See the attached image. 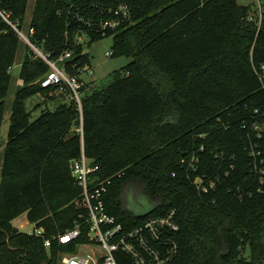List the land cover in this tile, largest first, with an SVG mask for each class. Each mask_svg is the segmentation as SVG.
<instances>
[{
    "label": "trees",
    "instance_id": "trees-1",
    "mask_svg": "<svg viewBox=\"0 0 264 264\" xmlns=\"http://www.w3.org/2000/svg\"><path fill=\"white\" fill-rule=\"evenodd\" d=\"M30 0H0L24 27ZM121 5L128 19L115 15ZM237 0H36L28 27L51 60L66 51L79 76L85 44L113 35L112 55L132 61L104 87H44L51 66L30 52L16 87L0 180V264H60L53 237L74 227L82 189L72 163L83 153L112 179L105 202L126 229L176 210L178 248L166 264H264V20ZM120 19L115 29L102 23ZM24 43L0 21V152L12 66ZM81 80V79H80ZM82 81V80H81ZM83 82V81H82ZM63 99L33 120L26 101ZM203 147V148H202ZM198 160H192L193 156ZM134 184L141 201L130 199ZM26 214L45 236L21 231ZM119 264H136L124 251Z\"/></svg>",
    "mask_w": 264,
    "mask_h": 264
},
{
    "label": "built area",
    "instance_id": "built-area-1",
    "mask_svg": "<svg viewBox=\"0 0 264 264\" xmlns=\"http://www.w3.org/2000/svg\"><path fill=\"white\" fill-rule=\"evenodd\" d=\"M127 5H121L114 10L115 15L123 14L126 19L130 16ZM248 20L256 24L260 30L264 20V4L250 11ZM0 21L5 22L16 31L20 39L31 51L43 58L50 66L51 72L42 80V85H61L68 87L78 107L82 110L81 87L84 82L79 76L69 73L64 62L71 58L72 53L66 51L58 59L51 60L43 49L35 43L32 36L34 27L26 30L14 21L11 14L0 8ZM120 19H109L102 23L103 29H115L120 26ZM109 56L112 52L107 53ZM256 72L264 88V63H261ZM93 74V71H90ZM24 83L23 80L20 81ZM258 136L264 134V113L262 121L253 124ZM203 148V147H202ZM192 160H198L194 155ZM98 165L92 164L91 160L83 155L72 163V173L76 182L82 189V194L76 199L78 207L86 210L80 213L74 227L53 237H45V246L50 248L53 239L67 250L59 252L60 264H119L116 253L124 251L129 254L136 264H166L177 253L178 244L173 234L180 230L176 221V210L173 209L166 215L151 217L143 223L126 229L118 222L116 216L109 213L105 202L112 179L100 180L96 175ZM37 236H45L44 228H35L29 232Z\"/></svg>",
    "mask_w": 264,
    "mask_h": 264
},
{
    "label": "rangeland",
    "instance_id": "rangeland-1",
    "mask_svg": "<svg viewBox=\"0 0 264 264\" xmlns=\"http://www.w3.org/2000/svg\"><path fill=\"white\" fill-rule=\"evenodd\" d=\"M238 3L242 5H250L251 11L254 12L255 8H257L260 4H264V0H237ZM36 0H30L29 8L27 12V19L26 25L24 28L28 29V22L30 21L33 10L35 6ZM85 52L89 53L90 61L81 69L79 75L80 79L84 82L89 84V90H92L94 87H104L111 83L114 78V73L116 70L123 69L124 67L128 66L129 63L132 61L131 57H127L125 55H108V52L113 51L114 45V36H106L99 39L97 42H93L91 44H85ZM27 52H30L27 45L25 43L21 44L19 52L17 54L16 60L12 66V71L14 72V87L11 89L9 95L6 98L7 106H6V113H5V120L3 123L2 128V148L0 152V180H1V173H2V166L4 160V147L8 140V133H9V125H10V115L12 112V106L14 102V98L16 95V87L20 85L21 79L19 78L21 64L23 62L24 56ZM93 71V74L90 71ZM62 100H50L45 101V97L41 94H37L35 96L30 97L26 101V106L29 111L32 112L33 120L38 118L42 111L45 110L47 107L50 109H55ZM130 194V199L141 201L143 196L137 190L138 188L131 184L128 187ZM14 224L23 232H33L36 228V225L30 222L27 218V215L24 214L19 218L14 220Z\"/></svg>",
    "mask_w": 264,
    "mask_h": 264
},
{
    "label": "crops",
    "instance_id": "crops-1",
    "mask_svg": "<svg viewBox=\"0 0 264 264\" xmlns=\"http://www.w3.org/2000/svg\"><path fill=\"white\" fill-rule=\"evenodd\" d=\"M59 100H62L63 101V99H61V98H59Z\"/></svg>",
    "mask_w": 264,
    "mask_h": 264
}]
</instances>
